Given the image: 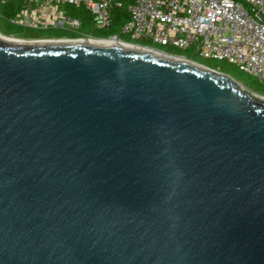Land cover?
<instances>
[{
    "label": "water",
    "instance_id": "95a60500",
    "mask_svg": "<svg viewBox=\"0 0 264 264\" xmlns=\"http://www.w3.org/2000/svg\"><path fill=\"white\" fill-rule=\"evenodd\" d=\"M0 264H264V99L176 56L0 39Z\"/></svg>",
    "mask_w": 264,
    "mask_h": 264
},
{
    "label": "built area",
    "instance_id": "2783aa9c",
    "mask_svg": "<svg viewBox=\"0 0 264 264\" xmlns=\"http://www.w3.org/2000/svg\"><path fill=\"white\" fill-rule=\"evenodd\" d=\"M9 3L16 4L13 14L0 18L10 25L67 34L32 41H112L164 55L189 50L191 56L226 61L264 85V0H0V6ZM82 7L91 32L110 29L117 9L128 21L116 34L94 37L80 31L83 22L73 15Z\"/></svg>",
    "mask_w": 264,
    "mask_h": 264
},
{
    "label": "rangeland",
    "instance_id": "374dc122",
    "mask_svg": "<svg viewBox=\"0 0 264 264\" xmlns=\"http://www.w3.org/2000/svg\"><path fill=\"white\" fill-rule=\"evenodd\" d=\"M18 4L20 2H17ZM3 6H0V14H4L3 12L6 10L4 9ZM9 12V11H8ZM73 15L81 20L83 22L82 24V28L81 31L82 33H86L89 34L91 33V19H90V14L88 11H86L83 7L80 9H77L76 12H73ZM104 32H106V35L101 36V37H108L109 34L108 30H102ZM16 33L15 35L12 36H6L9 35L10 33ZM35 32L37 34L42 35L41 37H43V35L45 36V32H52L51 36H56V32L55 30H51V31H31V30H24L18 27H15L13 25H10L8 22H6L5 20H2L0 18V34L3 35L4 37H7L13 41L19 42V41H30L28 39H22L21 37H26L28 34ZM18 33V34H17ZM16 37V38H15ZM40 37V38H41ZM55 38V37H53ZM124 40H128L125 36H123ZM167 50V49H166ZM169 51L171 53L174 54H181L186 56L187 58L192 57L191 59L194 62H197L199 64L202 65H206L209 67L214 68L213 70L217 71V72H221L223 74H226L227 76H229L230 78H232L235 82H237L243 89L252 92L253 94H256L257 96L261 97L264 99V85L261 84L255 77L247 75L241 71H239L237 69V67L228 64L226 61H216V60H211V59H203L201 57H198L197 55L191 56L190 51H180V50H176V49H169ZM256 90L257 92L253 91Z\"/></svg>",
    "mask_w": 264,
    "mask_h": 264
},
{
    "label": "trees",
    "instance_id": "16d2710c",
    "mask_svg": "<svg viewBox=\"0 0 264 264\" xmlns=\"http://www.w3.org/2000/svg\"><path fill=\"white\" fill-rule=\"evenodd\" d=\"M9 6L8 7H4V9H6L3 13L4 15H6V17L8 16H11L14 12V5H16L15 3H9L8 4ZM3 8V7H2ZM9 11V12H8ZM112 24H111V27L110 29H108V33L109 35H113V34H116L119 32L120 28L128 21V16L126 14V12L124 10H114L112 12ZM3 20V19H2ZM81 31V30H80ZM82 32V31H81ZM47 34H45V36L43 35V37H41L42 35L40 34H37L35 32H32L30 34H28L26 37H21L22 39H28V40H38V39H51L53 37L55 38H62V37H67V34L63 33V32H56V36H51L52 32H45ZM95 37H101V36H104L106 35V32L104 31H93L91 32ZM16 33H10L9 35H6V36H12V35H15ZM18 34V33H17ZM4 35V34H3ZM73 37L72 35H68V37ZM13 37V36H12ZM41 37V38H40ZM16 38V37H15ZM167 54L169 55H172V56H176V57H186L184 55H181V54H174V53H171L169 50L166 51ZM187 58V57H186ZM189 59V58H187ZM193 61V60H192ZM197 63V62H195ZM199 64V63H198ZM202 65V64H200ZM202 66H205L207 68H210V69H214L212 67H209V66H206V65H202ZM255 92H257L256 90H253Z\"/></svg>",
    "mask_w": 264,
    "mask_h": 264
},
{
    "label": "bare ground",
    "instance_id": "6f19581e",
    "mask_svg": "<svg viewBox=\"0 0 264 264\" xmlns=\"http://www.w3.org/2000/svg\"><path fill=\"white\" fill-rule=\"evenodd\" d=\"M0 39L3 40V41H7V42H13L15 43L16 41H13L7 37H4L3 35L0 34ZM91 43H97V44H106V45H114V46H122V47H125V48H132L134 49L133 47H129V46H125V45H120V44H116V43H113L112 41H101V42H93L91 41ZM137 49V48H135ZM141 50V49H140ZM185 60V59H184Z\"/></svg>",
    "mask_w": 264,
    "mask_h": 264
},
{
    "label": "flooded vegetation",
    "instance_id": "af4514ba",
    "mask_svg": "<svg viewBox=\"0 0 264 264\" xmlns=\"http://www.w3.org/2000/svg\"><path fill=\"white\" fill-rule=\"evenodd\" d=\"M57 32H60V31H57ZM93 35V34H92ZM94 36V35H93ZM95 37V36H94ZM43 39H45V38H43ZM43 39H40V40H43ZM37 40V39H36ZM30 41H32V40H30ZM84 42H87V41H84Z\"/></svg>",
    "mask_w": 264,
    "mask_h": 264
}]
</instances>
